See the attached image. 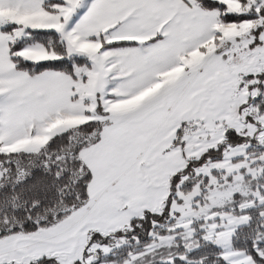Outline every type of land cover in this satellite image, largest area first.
I'll use <instances>...</instances> for the list:
<instances>
[{
    "label": "snow or ice",
    "instance_id": "6c2138e0",
    "mask_svg": "<svg viewBox=\"0 0 264 264\" xmlns=\"http://www.w3.org/2000/svg\"><path fill=\"white\" fill-rule=\"evenodd\" d=\"M0 264H264V0H0Z\"/></svg>",
    "mask_w": 264,
    "mask_h": 264
}]
</instances>
